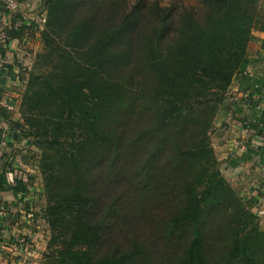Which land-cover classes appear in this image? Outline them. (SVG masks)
Listing matches in <instances>:
<instances>
[{"label": "trees", "instance_id": "obj_1", "mask_svg": "<svg viewBox=\"0 0 264 264\" xmlns=\"http://www.w3.org/2000/svg\"><path fill=\"white\" fill-rule=\"evenodd\" d=\"M72 1H48L22 99V137L41 150L47 194L42 264H264L256 189L236 192L209 138L236 86L235 111L251 107L241 119L259 140L250 133L225 165L264 167V63L251 72L250 48L252 30L264 31L260 0H138L103 23L70 19ZM3 10L13 18L6 37L20 38L24 19ZM26 178L16 192L30 190Z\"/></svg>", "mask_w": 264, "mask_h": 264}, {"label": "rangeland", "instance_id": "obj_2", "mask_svg": "<svg viewBox=\"0 0 264 264\" xmlns=\"http://www.w3.org/2000/svg\"><path fill=\"white\" fill-rule=\"evenodd\" d=\"M48 1L49 0H43L41 4L43 8L44 18L43 20L42 19L38 20L42 27L40 29V32L42 29H45L46 27L47 15L49 11ZM90 1L92 0H73L72 1L73 13L70 16L71 17L70 19L74 21H80L84 19V16L95 15L96 16L95 20H97L99 23L102 21L103 23L104 21L108 20L111 17L110 16L111 12H115L116 14L120 12V10L123 9L127 10L130 7H131L130 10L132 11L133 5L136 4L138 0H125L126 4L128 5L125 8H123L124 0H116V4L114 6L95 5L92 3L90 4ZM140 1H142V5H145L146 3H150L153 0H140ZM156 1H158L161 5L175 4L177 6H182V5L197 6L199 2V0H156ZM253 42L255 41L252 40L250 42V48L252 49L251 56L256 59L253 61V64L251 65L252 67L251 70L257 71V70H261L262 65L264 63V47L263 46L258 47L257 43H253ZM36 43L38 44L34 48L30 49V51H28V54L25 55L26 56L25 59H23L22 61H17L19 60L18 58L15 59V64L17 65V67L14 73L15 76L14 79L16 81V85L14 87L17 89V91L14 96L9 95V100H7L5 106H3L5 111L9 112L10 114L18 113L19 119H21L23 123L25 121L24 120L25 114L22 106L23 95L26 91V86L28 83L30 73L36 70L35 68L36 59L38 60L37 55L38 53L43 52L44 50V42L42 40V37H40V40ZM259 52L261 53V55L263 54L262 57H260ZM233 88L234 87H231L229 91L225 93L220 106L224 105V108L232 107L235 109V105L233 104V101L238 102L241 96L238 95L236 91L233 90ZM8 106H11V108L10 107L8 108ZM216 113L217 114H215V117L213 119L212 127L209 130V138L214 154L220 158L219 169L221 168L220 171H222L223 169H224L223 171H225L224 173L222 172L221 173L223 174L224 178L227 181L229 180L228 181L229 184H231L232 187L236 189L237 193L238 192L243 193V195L241 196H243L244 199H247L249 197V190H250V186L252 187V185L253 188L256 189V192L259 194L261 193L262 197L264 198V189L262 188V186L264 187V167L254 166L253 163L256 160V158H254L253 160H248V162L244 164L246 165V169H238L235 170L233 173L232 171L225 170L227 167L225 165L223 156L225 154L229 155V152L232 150L241 152V150L244 149L243 145H245V141L248 140L250 136L244 133L243 131L242 133L241 130L235 129L236 128L235 126L238 127V124L240 123L237 120L235 123H232L233 113L226 116L225 119L228 123L224 121V117H220L221 114H219V111H217ZM23 123L19 125L17 124L13 125V128L15 130L18 129L19 134H22V136L25 131L23 130V127L26 126L23 125ZM239 126L241 128L243 127L242 124ZM232 134L236 141L230 142V140H227L226 142L227 147H223L225 140ZM252 135L250 142L257 144L259 140L258 136H256L255 134ZM244 138H245L244 143L239 141V139L244 140ZM25 142L26 141L24 139V144L22 145L24 148L21 149L22 151H20V160L25 164V170H27L26 173L28 174L29 172L31 175L30 176L31 186L29 185L30 190H28L27 192V197L28 196L29 197L24 199V201H22L24 216L20 218L21 220L24 221L25 226H27L29 231L36 232L38 241L36 243L34 241L26 242L25 243L26 251L23 253L25 256L26 254L27 255L29 254V256H33L32 254L38 251L37 261L39 264H42L44 261V253L50 238V228L48 222L46 221L45 212H44L45 206L47 204V194L44 189L43 177L41 175V171L39 167L41 150L38 148L33 138H31V140H29L27 144ZM252 215L253 217H255L254 220H256L258 227L264 231V200L262 201V206L260 209H258V207L256 209L253 207ZM20 241H22V239Z\"/></svg>", "mask_w": 264, "mask_h": 264}, {"label": "crops", "instance_id": "obj_3", "mask_svg": "<svg viewBox=\"0 0 264 264\" xmlns=\"http://www.w3.org/2000/svg\"><path fill=\"white\" fill-rule=\"evenodd\" d=\"M42 1L43 0H19L20 7L18 15L22 16L25 22L24 24H26L28 28L26 27L21 31L20 38H11L6 37L4 30L13 25V18L11 15L4 13L3 4L5 0H0V62L4 64L9 72L6 71L8 74L0 76V202L4 204V212L0 214V264H38V251L32 254L33 256H29V254L25 256L23 253L26 251L25 245L24 247H19L18 244L11 245L9 243V240L20 241L21 239L25 240V243L31 241L36 243L38 238L36 232L29 231L24 221L20 218L24 216L22 201L29 196L27 197V192L25 191H15L17 180H24L27 176H31L29 172L28 174L26 173L25 164L20 160V151L24 148L22 146L24 144V138L19 134L18 129L15 130L13 128L14 124H21L22 121L19 119L18 113L10 114L5 111L3 106H5L6 101L9 100V95L14 96L17 91L14 87L16 85L14 73L17 67L15 59L18 58L19 60L17 61L25 59V55L28 54V51L34 48L38 44L36 42L40 40V29L42 27L38 20H43L44 18L43 8L41 6ZM260 6L264 11V0H260ZM2 34L5 37H2ZM252 36V40L255 41L253 43H257L258 47L264 46V31L253 29ZM259 55L262 57L263 54L261 55L259 52ZM251 72L256 73L255 70H251ZM233 90L240 96L244 95L242 92L237 91L236 86H234ZM263 108L264 96L257 103L258 110ZM250 109L251 107L249 105H244L241 113L238 114L232 107L222 108L219 114H221L220 117H224V121H226V116L233 113L232 123H235L237 120L240 123L238 127H240L239 125L241 124L243 125L242 128L235 126V129L250 135L253 131H249L240 118L249 115ZM227 140H230V142L236 141L232 134L225 140L223 147H227ZM239 141L244 143L245 138L244 140L239 139ZM231 152H234V150L230 151L229 154ZM227 157L228 155L225 154L223 156L224 160ZM217 158L220 159L218 156ZM244 164L245 163L236 165L232 168L229 167L225 170L232 171L233 173L238 169H246V165ZM223 170L222 173L225 172ZM240 193L243 195L242 192ZM254 196L257 198V203L254 208L256 209L258 207L259 209L262 206L264 198L259 196L255 190Z\"/></svg>", "mask_w": 264, "mask_h": 264}, {"label": "built area", "instance_id": "obj_4", "mask_svg": "<svg viewBox=\"0 0 264 264\" xmlns=\"http://www.w3.org/2000/svg\"><path fill=\"white\" fill-rule=\"evenodd\" d=\"M5 9L9 12V13H18L19 7H20V3L19 0H5ZM2 37H5L2 34ZM4 64L2 62H0V72H2V68H3ZM11 108V106H8V108ZM27 178H25L24 180L26 181ZM4 212V206L0 204V214H2Z\"/></svg>", "mask_w": 264, "mask_h": 264}]
</instances>
